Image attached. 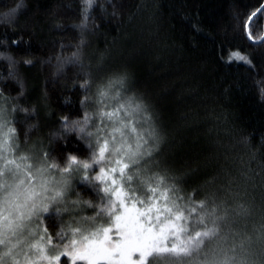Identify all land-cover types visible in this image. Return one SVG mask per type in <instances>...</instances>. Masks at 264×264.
<instances>
[{
  "label": "snow or ice",
  "instance_id": "1",
  "mask_svg": "<svg viewBox=\"0 0 264 264\" xmlns=\"http://www.w3.org/2000/svg\"><path fill=\"white\" fill-rule=\"evenodd\" d=\"M95 4L84 0L75 26L80 43L66 61L81 68L72 84L83 92L82 116L62 115L50 147L21 148V134L27 144L37 125L25 131L16 113H24L27 123L36 109L20 102L25 86L12 70L17 61L0 53L19 86L15 97L0 91V264H264V163L255 171V153L246 162L231 156L228 146L205 163H189L126 67L96 82L81 55ZM21 7L22 2L0 13V24L15 27ZM101 10L106 11L102 5ZM262 21L264 4L235 18V31L249 47L264 48ZM260 57L264 65V52ZM233 59L255 67L240 51L230 53L228 62ZM98 64L103 66V56ZM259 90L264 97V81ZM71 136L82 145L76 151L67 147L74 143ZM213 161L219 166L209 173ZM257 187L261 225L249 231L246 223L238 225L252 216ZM205 189L211 190L201 198ZM85 208L92 209L90 215L83 214Z\"/></svg>",
  "mask_w": 264,
  "mask_h": 264
},
{
  "label": "trees",
  "instance_id": "2",
  "mask_svg": "<svg viewBox=\"0 0 264 264\" xmlns=\"http://www.w3.org/2000/svg\"><path fill=\"white\" fill-rule=\"evenodd\" d=\"M21 2L15 27L0 24V53L17 61L12 70L25 86L20 102L36 109L35 118L27 123L24 113H16L25 131L29 124L37 125L27 144L21 134V148L29 150L41 143L50 147V133L59 129L62 115L82 116L83 92L78 83L76 88L72 84L81 68L66 61L80 43L81 30L75 26L81 24L84 0H0V13ZM260 4L264 0H112L111 4L96 0L83 32L84 68L99 82L106 72L126 67L137 89L162 114L165 127L179 143V155L189 163H205L218 148L222 152L221 146H228L231 156L246 162L255 153L251 167L259 171L258 165L264 163V97L259 90V82L264 81L260 57L264 48L249 47L250 42L235 31V18ZM260 31L264 33V21ZM13 39L20 40L18 46ZM232 51L249 56L255 67L235 59L228 62ZM25 59L32 64H25ZM9 71V62L0 58V91L15 97L19 86L9 78ZM245 138L247 144L242 142ZM69 139L74 141L67 145L70 150L82 147L75 136ZM220 163H224L222 155ZM218 166L213 161L206 171ZM254 194L252 216L238 225L246 223L249 231L261 225L259 187ZM91 212L85 208L83 214Z\"/></svg>",
  "mask_w": 264,
  "mask_h": 264
}]
</instances>
